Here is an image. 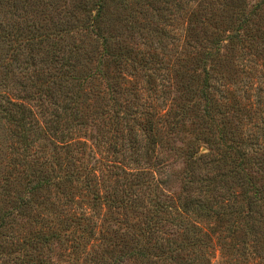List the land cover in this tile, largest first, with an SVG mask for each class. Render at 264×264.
Wrapping results in <instances>:
<instances>
[{"label":"trees","instance_id":"obj_1","mask_svg":"<svg viewBox=\"0 0 264 264\" xmlns=\"http://www.w3.org/2000/svg\"><path fill=\"white\" fill-rule=\"evenodd\" d=\"M249 60L264 0H0V242L14 214L44 229L30 249L86 244L114 212L137 264H264V79L232 90Z\"/></svg>","mask_w":264,"mask_h":264},{"label":"rangeland","instance_id":"obj_2","mask_svg":"<svg viewBox=\"0 0 264 264\" xmlns=\"http://www.w3.org/2000/svg\"><path fill=\"white\" fill-rule=\"evenodd\" d=\"M260 0H246L247 6L257 4ZM185 24L184 21L178 20L173 31L181 35ZM181 49L182 43L176 44ZM236 78L237 87L232 88L233 92L237 93L240 97L242 105L244 102H254L253 90L255 85L262 86L261 79H264V70L257 65L254 66L252 61L243 62L236 67ZM216 93L220 91V87L214 84ZM248 98V100H245ZM87 133L96 134L95 127L87 128ZM87 140L88 138H82ZM178 145V142H177ZM204 148V146H203ZM101 149L94 148L95 155L98 158L104 157L106 154ZM166 165L171 171L180 172L183 165L182 163L176 162L170 157L166 158ZM179 192V185L177 182H172L167 190H164L166 195H175ZM84 207V206H82ZM105 212V211H104ZM104 212L102 214H104ZM62 213L61 216H65ZM69 213V212H68ZM105 218L107 219L100 229L101 234H96L88 238V242L85 244L79 238V232L74 229H60L59 234L62 235L59 240H52L49 244L44 247H39L37 250L30 249L24 242L30 233H34L38 230L43 231L44 229L38 224H30L27 219L20 218L13 214L15 224L13 229L6 232L8 240L12 239L15 242L7 241L6 243L0 242V264H137L127 259L124 255L126 249H124V243L127 239L123 236L124 222L132 223L131 218L125 217L122 213L106 212ZM46 216V215H45ZM12 217V218H13ZM129 217H136L130 212ZM50 220L51 217H49ZM45 221L46 218L41 216L38 221ZM48 225V224H47ZM51 231L57 232L55 227L53 230L46 231L48 235ZM26 238V239H24Z\"/></svg>","mask_w":264,"mask_h":264}]
</instances>
